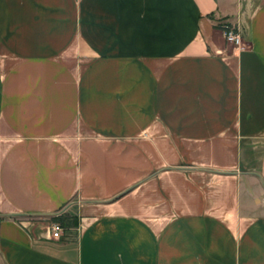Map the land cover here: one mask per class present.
<instances>
[{
	"label": "crops",
	"instance_id": "0c3cea01",
	"mask_svg": "<svg viewBox=\"0 0 264 264\" xmlns=\"http://www.w3.org/2000/svg\"><path fill=\"white\" fill-rule=\"evenodd\" d=\"M0 264H264V0H0Z\"/></svg>",
	"mask_w": 264,
	"mask_h": 264
},
{
	"label": "built area",
	"instance_id": "2783aa9c",
	"mask_svg": "<svg viewBox=\"0 0 264 264\" xmlns=\"http://www.w3.org/2000/svg\"><path fill=\"white\" fill-rule=\"evenodd\" d=\"M221 32L228 41L234 43L236 46H241V36L232 25L224 24ZM48 229L51 237L54 239H60L64 233V228L57 222H50Z\"/></svg>",
	"mask_w": 264,
	"mask_h": 264
},
{
	"label": "trees",
	"instance_id": "16d2710c",
	"mask_svg": "<svg viewBox=\"0 0 264 264\" xmlns=\"http://www.w3.org/2000/svg\"><path fill=\"white\" fill-rule=\"evenodd\" d=\"M224 24L232 25L229 21H226L223 18H220L215 24V27L221 30ZM232 26L236 30V26L235 25H232ZM49 221L59 223L64 228V232H68L70 229L76 227L75 216H71L67 213L51 215L49 217Z\"/></svg>",
	"mask_w": 264,
	"mask_h": 264
},
{
	"label": "rangeland",
	"instance_id": "374dc122",
	"mask_svg": "<svg viewBox=\"0 0 264 264\" xmlns=\"http://www.w3.org/2000/svg\"><path fill=\"white\" fill-rule=\"evenodd\" d=\"M222 33V32H221ZM219 41L222 43V44H225V45H235L234 43L228 41L223 35L222 37L219 39ZM33 220L35 221H40V222H47L49 221L48 218H45V217H40V218H33ZM50 223V222H49Z\"/></svg>",
	"mask_w": 264,
	"mask_h": 264
}]
</instances>
